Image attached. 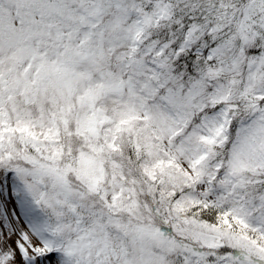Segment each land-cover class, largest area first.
I'll use <instances>...</instances> for the list:
<instances>
[{"label": "snow or ice", "instance_id": "snow-or-ice-1", "mask_svg": "<svg viewBox=\"0 0 264 264\" xmlns=\"http://www.w3.org/2000/svg\"><path fill=\"white\" fill-rule=\"evenodd\" d=\"M0 264H264V0H0Z\"/></svg>", "mask_w": 264, "mask_h": 264}]
</instances>
